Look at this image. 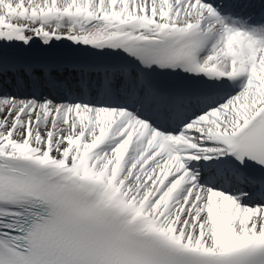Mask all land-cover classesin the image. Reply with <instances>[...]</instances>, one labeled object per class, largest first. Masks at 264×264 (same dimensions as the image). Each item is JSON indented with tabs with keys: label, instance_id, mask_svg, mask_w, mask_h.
Returning <instances> with one entry per match:
<instances>
[{
	"label": "snow or ice",
	"instance_id": "obj_1",
	"mask_svg": "<svg viewBox=\"0 0 264 264\" xmlns=\"http://www.w3.org/2000/svg\"><path fill=\"white\" fill-rule=\"evenodd\" d=\"M0 264H264V0H0Z\"/></svg>",
	"mask_w": 264,
	"mask_h": 264
}]
</instances>
